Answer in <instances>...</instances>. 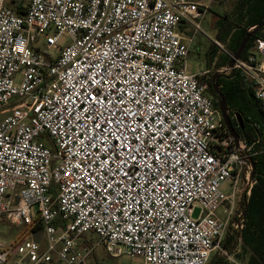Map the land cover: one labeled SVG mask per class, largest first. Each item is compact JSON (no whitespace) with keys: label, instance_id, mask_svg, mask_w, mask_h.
<instances>
[{"label":"built area","instance_id":"2783aa9c","mask_svg":"<svg viewBox=\"0 0 264 264\" xmlns=\"http://www.w3.org/2000/svg\"><path fill=\"white\" fill-rule=\"evenodd\" d=\"M208 7L27 0L17 13L0 0V223L29 230L0 244V264H84L98 245L143 264H208L240 234L257 152L242 136L238 149L205 79L241 72L264 106V39L233 69L215 58L191 72ZM85 233L97 245L80 244Z\"/></svg>","mask_w":264,"mask_h":264},{"label":"trees","instance_id":"16d2710c","mask_svg":"<svg viewBox=\"0 0 264 264\" xmlns=\"http://www.w3.org/2000/svg\"><path fill=\"white\" fill-rule=\"evenodd\" d=\"M25 4L21 3L16 8L15 12L23 13ZM219 27L221 32L219 40L226 43L231 54L234 55L246 35V33L257 27L264 21V0H235L233 5L232 18L220 15ZM264 27L258 31L248 43L245 51L242 54L244 57L252 50L255 43L259 39H264ZM216 61V68L229 65L232 57L222 54ZM215 58L212 57L209 61V67L213 65ZM232 72L230 80L221 82L219 80L220 89L226 97L228 111L235 130L242 135L249 145L254 144V149L257 152L252 157L254 166L255 183L251 190V195L244 209V227L238 234L241 242V249L237 250V242H235L231 234L225 237L223 246L232 255L234 254L235 262H229L225 257L215 256L210 259L208 264H264V106L263 103L257 100L253 94L252 85L246 82L243 74ZM213 74L205 79L210 83ZM229 79V78H228ZM212 98V97H211ZM219 108V102L216 97L213 98ZM242 119L244 128L240 120ZM34 229H40V225ZM21 229V238L25 237L28 229ZM19 240V239H18Z\"/></svg>","mask_w":264,"mask_h":264},{"label":"rangeland","instance_id":"374dc122","mask_svg":"<svg viewBox=\"0 0 264 264\" xmlns=\"http://www.w3.org/2000/svg\"><path fill=\"white\" fill-rule=\"evenodd\" d=\"M189 1H194V2H197L200 4H205V5H210V4H212L213 0H189ZM216 1H217V3L220 4V7L218 5H214V7L220 11V14H222L224 16H228V18L231 19L232 18V12H233V5L235 3V0H216ZM21 3H24L26 6L27 0H5L6 6L13 11H15L16 8L18 7V5H20ZM221 31H222L221 28L218 26H217V29L214 28L213 21L206 14L204 20L201 21L200 31L194 35L193 43L190 46V49H192L193 44L195 43L196 46L201 47L200 52L196 51L195 53L189 54L188 66H189V70L191 72L196 73L200 70H205V69L209 68V66L207 64L208 62L205 58V55H206V52L209 49V47L212 46L215 41H219L222 45H224L226 51L231 53L230 50L228 49L226 43L219 40V35H220ZM263 34H264V30H263ZM217 52L220 53L221 51L217 50ZM54 53L57 54L58 52L54 51ZM221 54L225 55V53H223V52ZM222 58H223V56H222ZM226 66H228V65H226ZM238 73H241V72H237V77L240 80V79H242L241 78L242 75H240L241 77H239ZM231 77H232V72L230 75H227L226 77L221 78L220 81L225 82L227 80H230ZM5 117L6 116L4 115V111L3 110L0 111V121L4 120ZM236 118L237 117L234 116L232 118V120L236 119ZM43 139H44V142L47 145V147L54 152L55 151L54 145L51 142L48 135H45ZM225 190L227 192H230L231 189L229 186H227L225 188ZM198 213H199V209L196 210L195 217L198 216ZM21 229H24V228H17L15 226H12V225L6 223V222L0 223V244L7 245V244H10V243L20 239L21 238V233H20ZM231 236H233V238L235 237L234 241L237 242L236 247H237L238 251L236 250V248L234 250V252L236 251V253H237L241 249V247H240L241 242H240V239L238 238V234L236 233V230L234 228L231 229ZM39 237L42 238L41 239L42 246H46L47 245V239L45 237L44 232H40L38 236L36 235V239H38ZM226 237H227V235H226ZM224 239L222 241L221 248L218 249L217 252L214 253L211 258H213L215 256H219V257H225V258L229 259V262H235L234 254L231 255L229 253V251H227L223 246ZM97 242H98V236L94 233H85L79 239L80 244H86L88 246H95V245H97ZM54 264H60V263L58 261H56ZM84 264H143V262L139 259H131V258L126 257V256L114 258L108 254V252L106 251V249L103 246L98 245L95 247V250L87 258V260Z\"/></svg>","mask_w":264,"mask_h":264},{"label":"water","instance_id":"95a60500","mask_svg":"<svg viewBox=\"0 0 264 264\" xmlns=\"http://www.w3.org/2000/svg\"><path fill=\"white\" fill-rule=\"evenodd\" d=\"M263 27H264V21L261 22L257 27L250 29L246 33V35L242 39V41H241V43H240V45L236 51V53L234 54L233 58L231 59L229 65H228L229 68H231V69L234 68L236 61L241 58V56H242L243 52L245 51L250 40ZM222 76H223V74H218V73H215L213 75V88H214L215 92L217 93V95L219 96V109L221 111L224 123L227 126L231 135L235 138V142L238 146V149H241V147H240L241 135L235 130V128L232 124V118H231L229 111H228V104H227L226 97L223 95L222 91L219 88L218 80ZM240 122L242 124V128H244V124H243L242 119L240 120ZM253 169H254V166H253Z\"/></svg>","mask_w":264,"mask_h":264},{"label":"flooded vegetation","instance_id":"af4514ba","mask_svg":"<svg viewBox=\"0 0 264 264\" xmlns=\"http://www.w3.org/2000/svg\"><path fill=\"white\" fill-rule=\"evenodd\" d=\"M214 5H218L220 7V4L217 3L216 0H213L212 4L209 5L206 14L213 21L214 28L217 29V26L219 27V25H218L219 21L218 20H219L220 15H222V14H220V11L217 10L214 7ZM196 51L200 52L201 51V47L200 46H196L195 43H194L192 49H190V54L191 53H195ZM212 57H214V58L222 57V54L218 53L217 50L213 47V45L209 47V49L207 50L206 55H205V58H206V60L208 62L207 63L208 65H209V61L211 60ZM226 76H227V74H223V76L220 77L219 80L221 78H223V77H226ZM219 80H218V83H219ZM219 88H220V85H219ZM206 93H207L208 96H210L212 98L216 97V100L219 102V96L217 95V93L215 92V90L213 88V78H212L211 82L208 83V87H207Z\"/></svg>","mask_w":264,"mask_h":264},{"label":"snow or ice","instance_id":"6c2138e0","mask_svg":"<svg viewBox=\"0 0 264 264\" xmlns=\"http://www.w3.org/2000/svg\"><path fill=\"white\" fill-rule=\"evenodd\" d=\"M92 99H95V97H92ZM97 127H99V124H97ZM142 127V126H141ZM132 131H135V129H132ZM139 137H137V139H138ZM117 139H119V138H117ZM125 140L127 141V137H125ZM128 151L129 152H132V149H128ZM139 154V149L137 148L136 150H135V152L132 154V156H131V159H135V155H138ZM157 159H159L158 157H157ZM124 161H122V163H123ZM150 167V166H149ZM125 175H127V173H124ZM112 185L111 184H109L108 185V187H111ZM106 190V189H105Z\"/></svg>","mask_w":264,"mask_h":264},{"label":"crops","instance_id":"0c3cea01","mask_svg":"<svg viewBox=\"0 0 264 264\" xmlns=\"http://www.w3.org/2000/svg\"><path fill=\"white\" fill-rule=\"evenodd\" d=\"M240 134V133H239ZM241 135V134H240ZM242 136V135H241Z\"/></svg>","mask_w":264,"mask_h":264}]
</instances>
